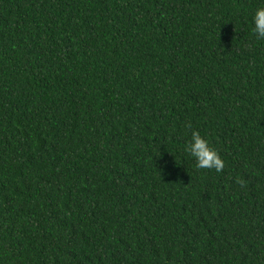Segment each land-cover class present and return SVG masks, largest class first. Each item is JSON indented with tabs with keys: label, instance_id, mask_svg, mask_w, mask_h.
Returning a JSON list of instances; mask_svg holds the SVG:
<instances>
[{
	"label": "trees",
	"instance_id": "1",
	"mask_svg": "<svg viewBox=\"0 0 264 264\" xmlns=\"http://www.w3.org/2000/svg\"><path fill=\"white\" fill-rule=\"evenodd\" d=\"M258 7L0 0V264H264Z\"/></svg>",
	"mask_w": 264,
	"mask_h": 264
},
{
	"label": "clouds",
	"instance_id": "2",
	"mask_svg": "<svg viewBox=\"0 0 264 264\" xmlns=\"http://www.w3.org/2000/svg\"><path fill=\"white\" fill-rule=\"evenodd\" d=\"M252 32L258 41H264V7H258L252 17ZM191 131V136L186 145V154L193 158L197 169L215 170L220 173L224 169V161L218 151L210 146L208 140L203 138L198 131L191 130L192 126H186Z\"/></svg>",
	"mask_w": 264,
	"mask_h": 264
}]
</instances>
